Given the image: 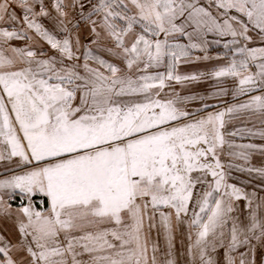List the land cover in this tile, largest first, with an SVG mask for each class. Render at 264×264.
Returning a JSON list of instances; mask_svg holds the SVG:
<instances>
[{
	"label": "snow or ice",
	"instance_id": "1",
	"mask_svg": "<svg viewBox=\"0 0 264 264\" xmlns=\"http://www.w3.org/2000/svg\"><path fill=\"white\" fill-rule=\"evenodd\" d=\"M0 264H264V0H0Z\"/></svg>",
	"mask_w": 264,
	"mask_h": 264
},
{
	"label": "crops",
	"instance_id": "2",
	"mask_svg": "<svg viewBox=\"0 0 264 264\" xmlns=\"http://www.w3.org/2000/svg\"><path fill=\"white\" fill-rule=\"evenodd\" d=\"M218 52H222V49H219V48H213L211 50V54L212 55H216ZM214 63V62H213ZM210 64H200V65H196V66H193L194 68H200V69H205L207 67H209ZM213 82L209 81L207 83H201V84H198V85H194L193 86V91L195 92H200V93H205L207 91H210L211 90V84ZM230 99V98H229ZM258 142V141H257ZM235 175H239L238 173L235 174Z\"/></svg>",
	"mask_w": 264,
	"mask_h": 264
}]
</instances>
